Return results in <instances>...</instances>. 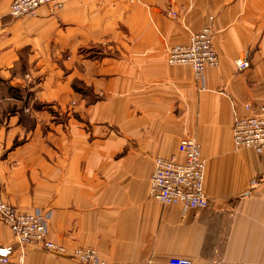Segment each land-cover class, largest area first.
Returning a JSON list of instances; mask_svg holds the SVG:
<instances>
[{
  "label": "crops",
  "instance_id": "obj_1",
  "mask_svg": "<svg viewBox=\"0 0 264 264\" xmlns=\"http://www.w3.org/2000/svg\"><path fill=\"white\" fill-rule=\"evenodd\" d=\"M0 0V183L48 238L106 264H264V150H234L243 105L264 104V0H58L13 18ZM174 12L171 15L169 12ZM209 25L218 64L196 79L168 49ZM250 67L238 71L236 58ZM74 85L82 89L78 91ZM192 136L207 203L184 213L149 193L157 157ZM0 254L23 250L0 221Z\"/></svg>",
  "mask_w": 264,
  "mask_h": 264
},
{
  "label": "built area",
  "instance_id": "obj_2",
  "mask_svg": "<svg viewBox=\"0 0 264 264\" xmlns=\"http://www.w3.org/2000/svg\"><path fill=\"white\" fill-rule=\"evenodd\" d=\"M58 5V0H10L8 13L13 18L36 15L38 9L46 4ZM174 15V12H169ZM214 34L207 25L189 34L186 43L171 46L167 51L168 65H188L196 79H200L204 70L218 64V56L213 47ZM238 71L250 67L245 57L236 58ZM245 114L235 116L232 128L234 150L251 149L260 154L264 150V104L243 105ZM176 155L157 157L153 160L149 175V193L153 200L164 205H178L184 213L188 209L202 208L207 203L203 190L204 160L195 139L190 135L180 138ZM51 211L34 208L23 211L8 204L4 199L0 183V221L4 223L21 250L27 247H39L52 256L67 257L79 264H106L94 248L66 246L48 238V221ZM21 257L13 262L8 256L0 254V264H21ZM169 264H191L184 258L171 257Z\"/></svg>",
  "mask_w": 264,
  "mask_h": 264
},
{
  "label": "trees",
  "instance_id": "obj_3",
  "mask_svg": "<svg viewBox=\"0 0 264 264\" xmlns=\"http://www.w3.org/2000/svg\"><path fill=\"white\" fill-rule=\"evenodd\" d=\"M74 88L76 89V90H80V91H82V89L81 88H79L78 86H76V85H74Z\"/></svg>",
  "mask_w": 264,
  "mask_h": 264
}]
</instances>
